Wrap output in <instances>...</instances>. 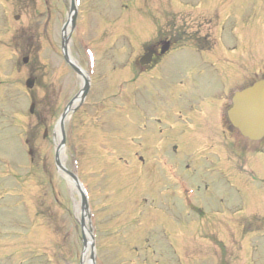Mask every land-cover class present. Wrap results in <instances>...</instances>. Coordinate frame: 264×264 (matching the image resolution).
<instances>
[{
	"label": "rangeland",
	"instance_id": "rangeland-1",
	"mask_svg": "<svg viewBox=\"0 0 264 264\" xmlns=\"http://www.w3.org/2000/svg\"><path fill=\"white\" fill-rule=\"evenodd\" d=\"M198 1L202 0H81L77 8L76 28L67 47L72 59L83 69L89 61L84 44L97 55L87 102L98 103L99 108H83L67 120L66 144L59 158L57 155V162L68 171L73 168L71 157L79 164L78 177L88 187L92 208L102 219V233L97 240L100 256L113 257L112 249L117 243L124 257H130L123 262L121 257L119 260L113 257L106 264H138L140 259H131L135 256L128 251L136 246L143 254L140 262L152 261L144 258L146 246L152 244L145 237L152 238V229L159 224L175 233L179 231L174 238L182 243L190 240L191 244L179 245L172 238L177 244L175 249L180 248L178 256H174L176 260L166 255L153 260L155 264H218L219 257L222 264H264V157L259 154L264 149L249 146L228 132L226 108L219 113L214 106L205 110L211 135L200 157L195 154L201 145L197 143L198 132L171 124L157 128L147 122L148 116L154 118L160 112L165 119L169 108L186 106L180 95L191 93L188 99L196 98L197 87L210 91L212 84L216 85L224 76L223 92L228 94L223 97L227 105L231 93L240 86V71L245 75L257 73L255 78L264 72L263 1L227 0L230 8H225L222 15L217 13L219 18L217 23L213 21L215 28L210 31L212 54L206 58L216 68L197 64L191 54L178 57V53L167 57L159 72L139 76L135 61L142 53V44L154 39L162 24H168L165 28L173 26V18L188 15L187 11L216 17L211 9V12L198 10ZM209 2L211 8L218 3ZM224 2L221 0V4ZM69 5L70 0H0V264H80L82 260L85 236L79 227L80 198L68 182L70 178L55 166L58 131L53 130L64 106L80 87V79L64 63L60 49L61 29ZM251 5L258 8L254 12L248 9L243 23H238L240 12H246ZM230 9L233 17H238L232 28L239 32L235 36L229 26L223 43L237 52L223 53L218 46L219 27L229 15L232 17ZM205 32L206 29L200 35ZM220 55L224 67L217 60ZM24 58H28L26 64ZM198 69L205 70V79L194 73ZM155 76L161 79L156 80ZM28 78L35 80L30 90L25 87ZM181 81L183 86L189 84L192 92L181 89L178 84ZM222 83L212 89L217 92L211 96V105L217 104ZM117 85H124L120 97H116ZM103 96H109L107 102ZM162 97L168 100V105L163 106ZM31 104H34L32 115L28 112ZM98 113L105 116L109 113L111 124L94 125L95 121L98 125L102 123ZM192 115L201 117L197 113L188 116ZM222 131L226 132L230 158L220 152V139L225 138L220 137ZM176 138L180 142L178 154L173 153L172 140ZM140 156L142 162L138 161ZM160 157L174 164L178 176L196 191L191 198L193 203L206 213L213 208L225 210L231 223L238 219L243 231L248 227L246 232L240 236L236 232L240 227L235 231L236 226L229 222L226 229L234 231L227 237L224 227L213 225L215 219L204 217L200 219L203 224H199L196 218L187 216L188 210L196 208L194 204L186 206L162 168ZM256 174L262 178L260 182ZM240 206L242 213L236 214L234 207ZM147 210L150 213L144 219ZM171 214L179 217L173 223L168 219ZM152 215L157 216L156 224L143 222ZM119 223L114 229H118L117 233H112L110 229ZM200 226L204 227V233ZM191 228L197 235L188 231ZM214 231L221 233L218 239H224L222 250L214 242L208 249V242L204 241L211 239ZM112 238L115 243H110ZM103 259L101 256L100 260Z\"/></svg>",
	"mask_w": 264,
	"mask_h": 264
},
{
	"label": "water",
	"instance_id": "water-1",
	"mask_svg": "<svg viewBox=\"0 0 264 264\" xmlns=\"http://www.w3.org/2000/svg\"><path fill=\"white\" fill-rule=\"evenodd\" d=\"M75 18H76V12L73 6L71 5L69 21L67 24L70 23L71 26H73L75 22ZM65 42L66 39L63 40L62 42L65 61L74 71H76L79 74L80 72L78 68H76L68 58ZM144 62L145 61H143L142 63ZM32 85H33V80H28L27 86L31 87ZM87 90H88V82L85 80V86L82 90V99L85 97ZM65 116L66 114L64 113L60 119L61 135H60V143L57 147V153L64 145L65 135L63 131V120ZM228 118L231 124L235 128H237L241 133V135L244 137L255 141L264 136V80L234 95L232 99V108L228 111ZM56 165L65 174H69L67 171H65L62 167L59 166L58 162H56ZM81 209L82 211H85V200L82 197H81ZM81 227H83V220L81 223Z\"/></svg>",
	"mask_w": 264,
	"mask_h": 264
},
{
	"label": "flooded vegetation",
	"instance_id": "flooded-vegetation-1",
	"mask_svg": "<svg viewBox=\"0 0 264 264\" xmlns=\"http://www.w3.org/2000/svg\"><path fill=\"white\" fill-rule=\"evenodd\" d=\"M173 26L170 28H163V24L160 28H158L156 32L157 39L155 40L156 43L151 45V49L155 51V54L152 56V63L158 57V50L162 42L168 41L169 42V50L175 52L179 49L180 40L183 39L185 36L194 37L197 35L198 38L195 37L196 40L201 42L204 41L203 44H194L198 48H208L210 47V31L215 28V23L213 25L212 19L207 17L205 14L197 13V14H178L176 17L173 18ZM171 24V23H170ZM206 27V28H205ZM206 29L205 35H200L202 31ZM224 27H220V31H223ZM203 38H200V37ZM181 37V39H180Z\"/></svg>",
	"mask_w": 264,
	"mask_h": 264
}]
</instances>
